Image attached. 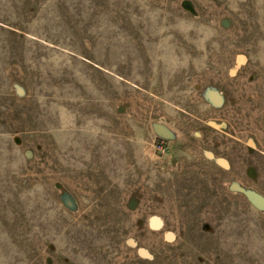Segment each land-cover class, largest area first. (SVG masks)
Here are the masks:
<instances>
[{
	"label": "rangeland",
	"instance_id": "374dc122",
	"mask_svg": "<svg viewBox=\"0 0 264 264\" xmlns=\"http://www.w3.org/2000/svg\"><path fill=\"white\" fill-rule=\"evenodd\" d=\"M0 264H264V0H0Z\"/></svg>",
	"mask_w": 264,
	"mask_h": 264
},
{
	"label": "water",
	"instance_id": "95a60500",
	"mask_svg": "<svg viewBox=\"0 0 264 264\" xmlns=\"http://www.w3.org/2000/svg\"><path fill=\"white\" fill-rule=\"evenodd\" d=\"M212 100H213V102H215V103H219L220 101H221V99H220V97L218 96V95H216V94H213L212 95ZM157 131H158V133H160L161 135H164V136H168L169 134H168V132L163 128V127H159L158 129H157ZM70 203V202H69ZM71 204V203H70Z\"/></svg>",
	"mask_w": 264,
	"mask_h": 264
}]
</instances>
